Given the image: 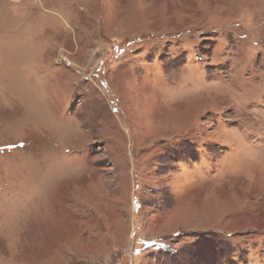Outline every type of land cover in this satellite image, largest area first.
Here are the masks:
<instances>
[{
	"label": "rangeland",
	"instance_id": "1",
	"mask_svg": "<svg viewBox=\"0 0 264 264\" xmlns=\"http://www.w3.org/2000/svg\"><path fill=\"white\" fill-rule=\"evenodd\" d=\"M0 264H264V0H0Z\"/></svg>",
	"mask_w": 264,
	"mask_h": 264
}]
</instances>
